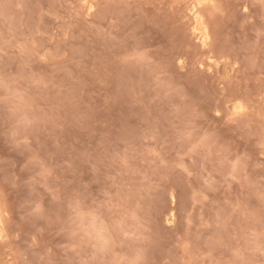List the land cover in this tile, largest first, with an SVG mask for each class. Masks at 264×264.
<instances>
[{"label": "rangeland", "instance_id": "374dc122", "mask_svg": "<svg viewBox=\"0 0 264 264\" xmlns=\"http://www.w3.org/2000/svg\"><path fill=\"white\" fill-rule=\"evenodd\" d=\"M262 144V0H0V264H264Z\"/></svg>", "mask_w": 264, "mask_h": 264}, {"label": "snow or ice", "instance_id": "6c2138e0", "mask_svg": "<svg viewBox=\"0 0 264 264\" xmlns=\"http://www.w3.org/2000/svg\"><path fill=\"white\" fill-rule=\"evenodd\" d=\"M262 3H264V0H262ZM247 10V9H246ZM240 112L245 111V109H243V107L241 106L239 109ZM217 116H220L221 113L217 112L216 113ZM261 148L264 149V144L261 145ZM261 166L264 167V161H261ZM33 214H39L40 218H43V209H41L39 207V205L35 208L34 213ZM106 243V242H105Z\"/></svg>", "mask_w": 264, "mask_h": 264}, {"label": "bare ground", "instance_id": "6f19581e", "mask_svg": "<svg viewBox=\"0 0 264 264\" xmlns=\"http://www.w3.org/2000/svg\"><path fill=\"white\" fill-rule=\"evenodd\" d=\"M188 1H189V0H188ZM201 2H203V1H201ZM204 2H205V1H204ZM187 3H188V2H187ZM189 5H191V4H189ZM193 14L195 15V17H194V18H195V22L198 23V24H200V22H199L200 19L198 18L199 16H197L198 11L194 12ZM201 24H202V23H201ZM201 24H200V25H201ZM201 27H202V26H201ZM195 29H196V31H198L197 28H195ZM199 29H200V28H199ZM201 29H202V28H201ZM201 29H200V32L198 33V34L201 35L200 38L206 36V35L203 34V32L201 33ZM206 38H207V37H206ZM204 39H205V37H204ZM204 39H203V40H204ZM203 40H202V43H203ZM204 41H206V39H205ZM205 43H206V42H205ZM201 45H202V44H201ZM203 46H204V47H207L208 45H207V44H203ZM204 47H203V48H204ZM0 237H1V235H0Z\"/></svg>", "mask_w": 264, "mask_h": 264}]
</instances>
